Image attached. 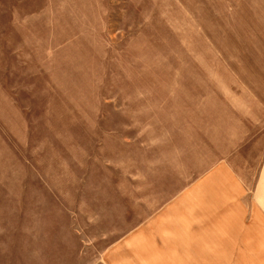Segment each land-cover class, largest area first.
I'll return each mask as SVG.
<instances>
[{"label": "rangeland", "instance_id": "1", "mask_svg": "<svg viewBox=\"0 0 264 264\" xmlns=\"http://www.w3.org/2000/svg\"><path fill=\"white\" fill-rule=\"evenodd\" d=\"M0 264H264V0H0Z\"/></svg>", "mask_w": 264, "mask_h": 264}]
</instances>
